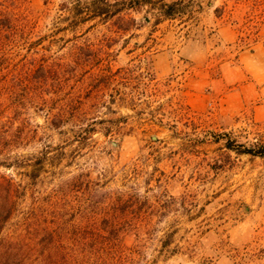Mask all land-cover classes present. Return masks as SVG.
<instances>
[{
  "label": "rangeland",
  "instance_id": "obj_1",
  "mask_svg": "<svg viewBox=\"0 0 264 264\" xmlns=\"http://www.w3.org/2000/svg\"><path fill=\"white\" fill-rule=\"evenodd\" d=\"M64 1L0 0V264H264V156L226 148L264 146V0L106 53Z\"/></svg>",
  "mask_w": 264,
  "mask_h": 264
},
{
  "label": "trees",
  "instance_id": "obj_2",
  "mask_svg": "<svg viewBox=\"0 0 264 264\" xmlns=\"http://www.w3.org/2000/svg\"><path fill=\"white\" fill-rule=\"evenodd\" d=\"M193 3V0L171 2L166 0H66L59 5L58 10L63 15L62 20L67 23L66 27L73 33L74 41L95 32L99 37L98 40L95 44L85 45V47H92L93 51L106 53L115 47L126 48L130 40L135 37L136 32L145 24L152 22L153 26H158L163 22L182 21L185 16L188 18L190 14L186 12V8H191ZM6 4L7 0H5ZM5 5H0V45L6 35L13 34L12 38H14L16 37L15 33L23 28V23L17 14ZM208 5L210 4L208 3ZM201 9V5L196 4V10L200 11ZM76 47L81 48V46ZM21 87L20 90H17L18 92H22L25 88V86ZM10 91L15 93L14 89ZM226 148L250 156H264V146L233 148L231 144L227 143ZM3 192V203L0 205V230L12 211L9 187L5 188Z\"/></svg>",
  "mask_w": 264,
  "mask_h": 264
}]
</instances>
